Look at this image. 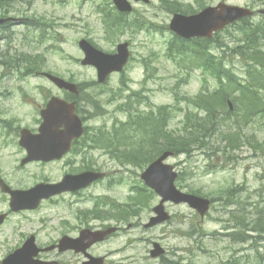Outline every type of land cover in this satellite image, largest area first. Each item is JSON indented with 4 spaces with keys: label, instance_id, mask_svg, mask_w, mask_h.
Returning <instances> with one entry per match:
<instances>
[{
    "label": "rangeland",
    "instance_id": "rangeland-1",
    "mask_svg": "<svg viewBox=\"0 0 264 264\" xmlns=\"http://www.w3.org/2000/svg\"><path fill=\"white\" fill-rule=\"evenodd\" d=\"M104 1L87 0L85 3V0H24L13 4L11 10L5 14L40 19L47 24L42 30L30 29L33 36L40 39V42L26 43L27 46L31 43V47L42 55L35 60V66L41 65L45 60L44 66H41L44 70L47 69L45 71L52 70L67 78L73 77L76 82L85 84L83 89L90 85V89L105 90L109 97L115 98V102L110 100L105 105L108 114L104 110L98 112L103 113L105 117H99L94 122L95 125L109 120L112 122L116 117L125 118L126 114L116 104L125 101L129 93L134 95L139 91H145L153 106L173 104L185 109L188 103L182 101L181 95L190 96L199 92L202 80L198 75L200 72L192 79H187L186 84L184 80H180L182 77L178 71L177 60L166 56V41L170 38L171 32L165 28L150 33L141 32L134 36L133 57L125 75H113L107 84L94 85L97 79L96 70L82 65L83 52L77 42L82 36H87L104 50L112 47L111 40L104 37L100 15L95 10V6ZM225 1L235 5L258 6L254 0ZM152 2L151 7L142 9L147 12L149 19L152 17L155 21L161 22V25H165L171 16L167 4L162 0ZM258 2L261 3L260 0ZM157 22L154 23L159 26ZM49 26L51 28H48ZM12 30L16 31L18 43L21 39L18 38L21 37L19 34L27 31L23 26H15ZM124 38L129 39L133 36L128 35ZM143 57L150 58L148 72L141 62ZM6 62L7 68L0 66L2 85L10 89L15 87L25 89L29 93V99L24 106L29 112H32L30 97H38L40 101L47 89H57L51 82L37 77L35 72H30L31 67L23 68V72L18 76L7 77L6 72H12V66L16 63L10 59ZM213 88L214 84L211 83V89ZM110 89H113L112 92ZM178 91L181 95L175 96L174 92ZM149 107L148 104L145 105L143 99L139 108ZM180 114L183 112H179L172 124L173 127L182 126L180 118L183 115ZM255 117H244L245 125L242 126L250 136V142H239L240 146L236 149L226 148L217 138L205 144L199 140L195 145L185 148L189 153L182 151L168 160L179 172L182 171V186L179 185V188L187 192H198L213 200L210 212L205 218L201 219L187 204L167 205V210L174 216L172 222L147 230L143 228V224L148 222L152 215V207L158 203V199L154 197L151 204L150 198H144L142 202L147 206L137 210L139 214L131 222L132 226L117 234L114 240L103 244L102 249L94 251L109 253L110 262L118 252L117 263L160 264L159 260L149 256L152 241H159L170 259L167 258L164 263L162 260L161 264L175 263L178 259L179 264H264V242L260 243V233L252 231L259 224L260 228H264V221H259L260 212L264 211V118L254 120ZM227 154L231 158L227 159ZM94 157L97 166L111 164L110 161L101 160L98 155ZM20 158L18 152L15 154L0 152V166L5 170V176L19 187L30 186L44 177L59 178L67 169L64 164L58 163L48 167L31 165L16 170L14 166L19 165L17 161ZM118 166L121 171L119 177L128 180L130 174L124 172L121 163ZM131 167L132 176H137L140 169L134 165ZM111 170L112 168H109V171ZM87 193L96 196L105 194L106 191L100 186ZM229 193L232 194L231 197ZM110 194L120 202H128L131 191L128 184H123L117 186ZM82 202L78 203L82 208L92 206L89 200ZM79 205L56 206L44 203L38 212H25L13 220H23L24 225H29L24 228L26 231H40L42 239L58 238L63 233L82 225L71 214V210ZM4 208L6 203L0 201V209ZM186 231L192 232L194 236L188 237ZM236 235L239 237L233 239ZM246 235L245 239H248L243 242L240 236Z\"/></svg>",
    "mask_w": 264,
    "mask_h": 264
},
{
    "label": "water",
    "instance_id": "water-1",
    "mask_svg": "<svg viewBox=\"0 0 264 264\" xmlns=\"http://www.w3.org/2000/svg\"><path fill=\"white\" fill-rule=\"evenodd\" d=\"M124 9H126L125 5ZM245 13L246 11L239 7L222 4L220 11L210 9L197 16H176L171 27L186 37L201 34L205 35L209 34L212 29L218 28ZM208 21L211 23L207 24ZM82 46L87 52V60L85 62L97 66L100 79H103L113 70L121 69L128 57V53L125 51L126 44L120 46V52L115 55L104 54L100 51H96L88 44L82 43ZM56 82L61 87H72L64 81L56 80ZM56 111V109L51 108L48 113H44L45 124L42 130L43 135L38 138L39 144L31 147V153L36 154L38 158L45 156L46 151L48 150L46 146H43L42 144L43 142L49 141L48 131L54 126V118L57 116ZM79 129L80 124L78 123L77 130ZM72 134H74L73 128ZM168 155V153H165L161 158L153 163L143 174V178L147 184L154 187L156 191L163 196V201L172 200L175 203L188 202L192 207L196 208L201 215H204L209 208L210 201L196 195L182 193L176 189L174 185L176 174L171 171L170 167L165 166L162 163L164 158ZM49 195L50 191L47 187L38 186L31 191L17 193L14 198L13 206L15 208L33 207L41 198L48 197ZM157 211L160 213L159 220L165 219L162 204L157 208Z\"/></svg>",
    "mask_w": 264,
    "mask_h": 264
},
{
    "label": "flooded vegetation",
    "instance_id": "flooded-vegetation-1",
    "mask_svg": "<svg viewBox=\"0 0 264 264\" xmlns=\"http://www.w3.org/2000/svg\"><path fill=\"white\" fill-rule=\"evenodd\" d=\"M18 91V90H17ZM15 91V92H17ZM13 89H0V152H4L7 148H12L13 151H18L16 148L18 144V140L20 137V133L22 128L27 127L30 130L37 131V126L41 123L39 115L32 114L33 117L27 123H23V120L14 116H9L10 113L5 111L6 107L4 104L6 103V95L12 94ZM19 92V91H18ZM63 96L66 99H70V96H67L66 93H63ZM67 96V97H66ZM22 97H19V100ZM72 98V97H71ZM13 99V103H17V100ZM47 101H43L41 107L45 106ZM36 105L38 102H34ZM8 141L12 143H7ZM21 154L24 153L23 149H20ZM52 163V162H50ZM22 166L15 165L14 169L19 170ZM0 175L4 178L9 186L12 188H17L11 179H7L5 176V170L0 166ZM52 182H57V180H53ZM8 193V192H7ZM2 191L0 188V201H4L7 203L9 193L7 194ZM81 191L75 192L74 195H79ZM66 195H71V193H64L58 195L54 198L65 197ZM52 198L51 200H54ZM55 202V201H51ZM14 214H9L6 216V219L2 221L0 224V264H3V260L10 253L18 249L23 245L26 238L29 236L28 234H24V226L23 221H20L18 224L11 223L10 218L14 217ZM37 236V235H36ZM37 242L39 245V254L37 258L42 261H46L53 264H81L86 260V253L76 252L75 250H67L60 251L59 247L55 246L58 242L56 239H48L47 242L41 241V239L37 236ZM94 248H91V251ZM107 257V255H106ZM106 264V261H105ZM113 264V263H112Z\"/></svg>",
    "mask_w": 264,
    "mask_h": 264
},
{
    "label": "trees",
    "instance_id": "trees-1",
    "mask_svg": "<svg viewBox=\"0 0 264 264\" xmlns=\"http://www.w3.org/2000/svg\"><path fill=\"white\" fill-rule=\"evenodd\" d=\"M13 1L14 0H3L2 5H8ZM181 41L182 40L180 38L175 37L173 43H176V45H178V43ZM180 50H181V52H185L186 47H183L181 45ZM200 52H203V49ZM205 67L209 70H212V68H213L214 71L216 72V74H218L219 78H225L234 84L233 75L227 74L226 72H224L222 65H220L218 62H217V64L213 65L212 68H211L210 64H205ZM226 97H227V94H217V100L209 102V105L207 108L211 111V114H209V118L212 119V122L210 121L209 124H210V126H212V128L217 126L218 116L216 114L219 110H221V111L224 110ZM166 113H169V110H167L165 107H163L160 109L159 114L150 117L149 121L147 123H141V121L139 119L133 125V122L130 120L126 123H123L122 128L124 130L133 129V131H135V132H137L138 130H143L144 131L143 135L138 138V141H140L142 143L153 141V142L159 144L160 139L158 137H162L164 135L165 141H167V145L168 146L172 145V147L173 148L175 147V149L177 148V143L175 141H179L180 147H183V148H186L189 145H193L194 143L199 141V137L194 132H191L190 134H188L186 136H182V137L172 136V133H170L168 131H165L164 133L160 132L159 129H162L165 127V126L161 125L160 123L162 122L163 119H166V117H167ZM152 119H153V121H151ZM198 126L200 128H204V124H202V123H199ZM157 131H158V136H157ZM173 140H175V141H173ZM230 140H232V139H230ZM230 140H229L230 146H234ZM138 141H134V142L136 143ZM141 158L143 160H150L146 155L141 156Z\"/></svg>",
    "mask_w": 264,
    "mask_h": 264
}]
</instances>
